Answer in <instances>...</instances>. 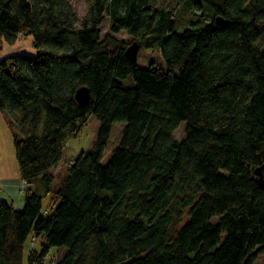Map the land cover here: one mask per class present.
<instances>
[{"label":"trees","instance_id":"obj_1","mask_svg":"<svg viewBox=\"0 0 264 264\" xmlns=\"http://www.w3.org/2000/svg\"><path fill=\"white\" fill-rule=\"evenodd\" d=\"M83 1L79 20L71 0H0V52L20 37L35 49L0 59V111L29 186L22 208L0 202V264H49L53 249L66 253L52 264H256L264 0H179L186 25L158 0ZM107 18L139 44L135 60L104 47ZM84 87L87 106L76 101ZM92 116L95 146L55 185ZM116 123L123 137L104 164ZM31 239L39 249L28 251Z\"/></svg>","mask_w":264,"mask_h":264},{"label":"rangeland","instance_id":"obj_2","mask_svg":"<svg viewBox=\"0 0 264 264\" xmlns=\"http://www.w3.org/2000/svg\"><path fill=\"white\" fill-rule=\"evenodd\" d=\"M72 6L74 9V12L77 14V18L79 20L83 19L87 12V4L83 0H71ZM156 6L158 8H166L175 10L177 12V16L179 15V18L184 17L183 8H181L179 0H158L156 3ZM199 14V13H198ZM181 15V16H180ZM190 16V14L186 15L183 19V24L186 23L189 24V20L187 19ZM197 17V16H196ZM195 17V18H196ZM111 26L112 22H110V19L107 18L105 23L102 26V44L105 48L109 47H124V48H130L131 45L134 44L135 40L133 37L129 36L126 32H120L119 34H114L111 32ZM28 38L20 37L18 42V47H20V50L16 53H27L28 51L33 50V44ZM31 42V43H30ZM14 47V46H12ZM6 51L4 53L11 52V49H8L6 47ZM13 50V49H12ZM125 86H131L133 84L132 80H128L124 82ZM101 124L97 120L95 116H92L89 120V124L87 127H85L80 133L79 136L74 137L68 141L67 147L64 151L63 161L58 165V167L53 171V175L56 178V184L59 185V183L62 181V179L67 175L70 166L73 164L74 160L77 158V156L80 154L81 151H89L91 148L95 146L96 141L99 137V129ZM125 123H116L113 126L112 129V136L107 143V148L104 152V159L103 163L106 164L112 157L113 150L120 145V142L123 137V130L125 128ZM186 124L182 123V125L179 127L178 131H176L173 135V138L176 141H183L186 136ZM24 189L22 188L19 193L21 196H25L26 193H24ZM52 197H48V199L45 201L46 206L52 205ZM41 245V241L35 242L33 239H31L29 245H28V251L32 248L39 249ZM27 251V253H28ZM66 253V249H63L60 252H57L55 249H53L49 256V264H52L53 261L58 260L59 257ZM256 264H264V255H262Z\"/></svg>","mask_w":264,"mask_h":264},{"label":"crops","instance_id":"obj_3","mask_svg":"<svg viewBox=\"0 0 264 264\" xmlns=\"http://www.w3.org/2000/svg\"><path fill=\"white\" fill-rule=\"evenodd\" d=\"M31 39L33 44V38ZM6 47L11 49V52L4 53L7 50ZM20 47L17 44L14 47L4 46L3 51L0 52V59L18 52ZM27 53H35V49L33 48ZM14 134L15 131L11 126L9 115L0 111V202L5 200L14 204L17 208H22L25 196H21L19 191L22 188L26 191L29 186L21 178L19 163L16 159Z\"/></svg>","mask_w":264,"mask_h":264},{"label":"water","instance_id":"obj_4","mask_svg":"<svg viewBox=\"0 0 264 264\" xmlns=\"http://www.w3.org/2000/svg\"><path fill=\"white\" fill-rule=\"evenodd\" d=\"M219 22L223 23V20L219 18ZM138 50H139V44L134 42V44L131 45V47L127 50L126 55H128L130 59L135 60L137 56L136 53L138 52ZM89 99H90V90L85 87L79 89L76 95V101H78L81 106H87L90 102ZM256 173L260 177L259 182L261 186L264 187V176L262 169L259 168Z\"/></svg>","mask_w":264,"mask_h":264}]
</instances>
